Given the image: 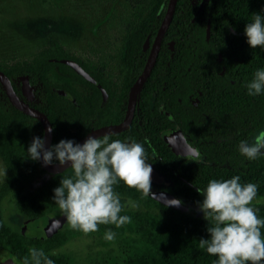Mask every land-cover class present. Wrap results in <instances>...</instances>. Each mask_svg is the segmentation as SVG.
Returning a JSON list of instances; mask_svg holds the SVG:
<instances>
[{
	"label": "trees",
	"instance_id": "1",
	"mask_svg": "<svg viewBox=\"0 0 264 264\" xmlns=\"http://www.w3.org/2000/svg\"><path fill=\"white\" fill-rule=\"evenodd\" d=\"M202 1L204 4L199 10ZM167 2L168 0L145 2L151 9L143 19L140 34L139 7L127 10L123 18L126 61L139 58V41H143L147 34L153 37L156 33L165 14ZM254 14L264 16V0H178L172 21L163 37L159 56L144 85L158 83L165 86L158 90L160 93L170 94L165 96V108L172 113L175 120L172 121V127L165 129L166 132L171 128L181 130L192 144L198 143L202 147L205 136L201 118L205 115L200 112L203 105L201 102L218 99L220 91L232 93V96L224 99L238 101L237 140L235 152L224 154L227 158L224 163L234 164L238 161L241 166L236 167L235 171L240 178L244 172L250 171L253 174V183L264 194V155L250 161L239 151L240 142L246 141L264 125V93L250 96L247 89V84L253 80L255 72L264 69V48L253 49L245 34V27L247 23L253 22ZM208 22L211 24L210 37L206 35ZM169 39L175 40L173 48L168 43ZM219 52L223 55L221 60ZM75 63H79L86 70L94 67L69 51L56 32L45 37L43 45L33 57L0 60V69L9 76L18 96L42 110L51 120L53 139L50 149L61 140H72L77 144L89 131L87 122L78 125L76 118L78 109L82 118H87L86 104L81 103L79 108L76 102L61 93L62 89L75 93L72 79L76 76L89 83L75 68ZM129 66L137 65L129 63ZM142 67L143 63L140 65ZM223 67L226 72L220 75L219 71ZM54 69L64 81L51 78ZM25 75L33 87L32 99H28L23 93ZM221 85H229L231 88L221 89ZM189 107L194 112H189ZM35 137H44L42 122L16 107L0 81V159L5 164L6 171L5 179L0 182V247L6 249L10 255L17 254L23 260L29 256L30 248H36L42 249L54 264H75L74 255L55 251V247L85 235L81 231L66 225L55 235L41 239L30 237L23 229L29 223L36 225L37 220H42L45 215L60 212L54 202V189L61 186L63 176L72 175L70 167L62 171H51L40 159L30 158L28 148ZM208 141L215 143L216 139ZM146 143L156 145L153 137ZM157 144L160 148L167 144L162 135H159ZM213 147L212 150L216 145ZM144 148L149 159L151 154ZM151 148L153 147L150 145L148 149ZM208 155L214 163L219 162V154L213 152ZM163 157L164 161L159 157L154 161L155 167H162V162H166V170L163 171L165 174L166 171L168 173L175 169L181 176H185L183 165L187 158L184 155L170 151ZM54 162L59 161L54 159ZM210 169L215 171V166H210ZM181 176L178 181H172L168 189L177 193L182 202L196 209L195 213H186L166 205L151 195L142 197V193L136 189L119 182L115 191L119 195L133 198L136 204L139 202V208H125L120 213L131 217L130 223L120 228L111 224L100 225L99 231L87 235L105 247L103 256H93L90 262L108 263L112 257L114 260L119 258L124 264H214L218 257L209 255L206 249L199 247L201 239L211 238L208 232L210 222L205 219L204 214H200L203 212L200 204L204 197L196 195L191 202L186 183ZM246 180L241 178L240 182L244 184ZM4 198L10 200L15 210L22 215V227L18 228L6 220ZM255 206L258 217L264 219V203ZM109 229L116 233L112 242L103 238L105 231ZM261 231L264 234V229ZM117 247L121 250L120 257L112 254Z\"/></svg>",
	"mask_w": 264,
	"mask_h": 264
},
{
	"label": "clouds",
	"instance_id": "2",
	"mask_svg": "<svg viewBox=\"0 0 264 264\" xmlns=\"http://www.w3.org/2000/svg\"><path fill=\"white\" fill-rule=\"evenodd\" d=\"M248 44L253 48H264V16L254 14L253 22L245 27ZM248 95L264 93V69H258L253 80L247 84ZM53 131L52 128L48 129ZM45 165L54 159L61 165L71 162V176H63L61 186L54 189V202L66 217L67 225L88 235L99 231L100 225H115L120 228L131 222V217L120 215L125 209L115 186L123 182L127 187L142 193V197L151 194L153 168L146 163L147 153L143 144L132 141L111 140L108 134L100 138L89 137L83 145L72 140H61L51 149H45V141L35 137L28 154L33 160L41 158ZM241 155L255 160L264 155V130L255 136L249 144L241 141ZM188 160L192 152H187ZM199 159L196 153V160ZM240 176L231 179L209 181L206 188L198 191L204 199L200 208L205 219L210 222V239H201L199 247L207 253L217 256L214 264H264V219L257 215L252 206L258 194L255 183L240 182ZM171 205L179 206L182 201L171 200ZM127 205H138L129 200ZM116 233L105 231L104 239L114 241ZM56 253H52L55 255ZM23 264H54V261L42 249L30 248L29 256Z\"/></svg>",
	"mask_w": 264,
	"mask_h": 264
},
{
	"label": "flooded vegetation",
	"instance_id": "3",
	"mask_svg": "<svg viewBox=\"0 0 264 264\" xmlns=\"http://www.w3.org/2000/svg\"><path fill=\"white\" fill-rule=\"evenodd\" d=\"M168 2L165 8V13L167 10ZM147 4L148 3H145V4L139 3V34L142 32L143 19L148 13V11L151 9V6ZM203 4H204V1L201 2L199 6V10L202 8ZM162 6H164V3ZM144 9L146 10L143 11ZM158 14H159V11H158ZM160 25L158 26V29ZM209 25H210V34H211V24L210 22H208L207 27H206L207 37H210V34L208 35L207 33V29ZM158 29L156 33L153 35V37H151L150 34H147V36L145 37L143 41H139V55H138L139 58L137 60H133V59L129 61L125 60L126 38L123 35L122 43H121L119 50L109 53L108 60H105L103 63H98L96 61H89V63L94 65V67H92L91 70H86L83 67L85 71L87 72L88 76L78 70L79 73L83 77L88 79L89 83L85 82L81 77L76 76L72 79V87L75 92L74 94L70 90L62 89L65 91H69L73 95L74 99L68 97L67 95L66 96L72 99L74 102H76L79 108L81 106V103L86 104L87 106V118L86 119L82 118V113L80 112L79 109H78L77 117H76L77 122L79 123L78 125H80L83 122H87L88 124L89 131L83 137H85L89 132L96 130L102 126L118 124L122 122L123 120H125V118L127 117L129 113L130 96H131V90H132L133 84L143 71L145 63L151 52L153 42L158 32ZM146 39H149V45L145 48L144 43ZM139 40H141L140 35H139ZM172 41H174V44H175V40L173 39L168 40L170 47H171ZM162 43H163V38H162L161 45ZM174 44H173V47H174ZM159 51H160V48H159ZM159 51H158L157 58L159 56ZM221 59H223V55L221 52H219V60ZM129 63L131 65L136 64L137 66L136 67L129 66ZM142 63H143V67L140 68V65H142ZM225 72H226V68L223 67L219 71V74L224 75ZM160 88H165V86L160 85L158 83H154V84L151 83V84L143 85L141 90L137 92L136 103L133 109L132 118H131L129 125L125 127L123 130L109 132L106 134H108L110 138H113L115 140L118 139V140H121L122 142L131 143L134 140L137 143L143 144V146L147 148L148 153L151 154L149 159L146 161V163L150 164L153 168L151 191L162 189V190L169 191L177 195L180 198V196L177 193L172 192L168 189V186L171 184L172 181H175V180L178 181L180 179V176H181L180 173L176 172L175 169H172V170H169L168 173L166 171V174H165V172L163 171L166 170L165 168L167 165L166 162H162L161 164L162 167L158 168L154 166V161H156L158 157L159 159L164 161V157H163L164 154L170 153V151H174L170 147L167 141V137L170 133L177 131V129L175 128L173 129L171 128L167 132L165 130L168 127L169 128L172 127L171 124H172V121L175 120V118L172 115V113L165 108V105H166L165 96H168L170 94L160 93L158 91ZM220 88L229 89L231 88V86L221 85ZM62 90H61V93H62ZM24 95L28 99H32L33 98V87H32V97L31 98L28 97L26 94ZM230 95L232 96V93H230L229 91L227 92L220 91L218 99L205 100L201 102L203 105H202V108L200 109V112L203 115H205L201 118L203 119V123H204V126H203V134L205 136L203 138L204 147H202L198 143L192 144L190 140L188 139L187 135H185L183 131L178 130L184 134L186 141L190 144V146L195 148L196 153H198L199 155V159L196 161H195L196 156L192 157V159L194 160H188V156L184 155L187 158V161L183 165V167L185 168V176H181V178L186 183V191H187V194L191 202H192L191 199H195L196 195L198 197L203 196L198 191V189L206 188L210 180L212 179L226 180V179H231L232 177L237 176V175L239 176V174L235 171L236 167L241 166L238 163V161H235L236 163L234 164L224 163L225 160L227 161V158L224 154L225 153L232 154L235 152V140H237L236 133L238 131V125H237L238 101H236V99L235 100L234 99H224L225 97H228ZM188 110L191 113L194 112L192 107H189ZM51 125H52V122H51ZM43 128H44V125H43ZM52 129H53V125H52ZM262 130H264V125L258 131H256L253 135L249 136L246 139V141L249 144L254 142L255 136L258 135L259 132ZM103 135L105 134L98 135L95 138H100ZM159 135H162L163 139L167 142V144L163 145V148H160L159 144H157V141H159ZM151 137H153L154 140L156 141V145L153 143H150V144L146 143ZM213 138L216 139L215 143L208 141V139L212 140ZM214 144L216 145V147L214 150H212V148H214L213 147ZM150 145L153 148L148 149ZM213 152L220 155V158L218 160L219 162L214 163V161L208 157L209 156L208 154H212ZM1 162H2V168H1L2 173H0L1 174L0 182H2L6 176L5 164L3 163L2 160ZM210 166H215V171H212L210 169ZM241 178L243 180L247 179L246 180L247 182L245 181V183H253V174L250 171L244 172L241 175ZM119 196H122V195H119ZM125 197L128 199V201L131 200L135 202L133 198H130L128 196H125ZM6 201L7 200L5 199L4 202ZM261 203H264V194L259 190L257 197L252 203V206L256 208L255 205H258ZM184 204L191 207L188 203H184ZM137 205H138L137 208H139V202ZM129 207L130 206H127L125 208H129ZM199 212H196V214H198ZM200 214H204V213L202 212ZM42 221H43V218L42 220H37V223L35 226H37L38 223ZM65 226H63V228ZM64 245L65 244L55 247V251H60L61 248L64 247ZM1 249L3 248L0 247V250ZM64 252H68V251H64ZM6 254L10 255L7 253V251H6Z\"/></svg>",
	"mask_w": 264,
	"mask_h": 264
},
{
	"label": "rangeland",
	"instance_id": "4",
	"mask_svg": "<svg viewBox=\"0 0 264 264\" xmlns=\"http://www.w3.org/2000/svg\"><path fill=\"white\" fill-rule=\"evenodd\" d=\"M146 0H0V60L31 58L43 45L45 37L56 32L62 44L83 60L103 63L108 54L118 51L125 31L123 22L127 10L139 7ZM51 78L62 80L51 72ZM2 162L0 160V173ZM1 175V174H0ZM127 207L128 199L120 196ZM6 220L20 228L23 217L14 210L10 200L4 202ZM21 225H20V224ZM35 224L24 225L25 232L35 229ZM60 251L71 252L75 264H92L90 258L102 257L105 247L92 236L83 235L67 242ZM113 256L120 257L116 248ZM114 258V257H113ZM99 264H124L114 260Z\"/></svg>",
	"mask_w": 264,
	"mask_h": 264
},
{
	"label": "water",
	"instance_id": "5",
	"mask_svg": "<svg viewBox=\"0 0 264 264\" xmlns=\"http://www.w3.org/2000/svg\"><path fill=\"white\" fill-rule=\"evenodd\" d=\"M178 0H169L167 10L165 13V16L161 22V25L158 29V32L155 36L153 46L151 49V52L148 56V59L145 63V66L143 68L142 73L139 75V77L135 80L132 90H131V96H130V106H129V113L125 120L118 124H111V125H106L102 126L96 130H93L89 132L85 137H83L78 144L83 145L85 141L91 136V137H97L98 135L101 134H106L109 132H115V131H120L123 130L125 127H127L131 121L132 118V113L133 109L136 103V96L137 92L141 90L142 86L144 85L145 81L147 80L155 62L157 59L158 51L162 42V38L173 18V14L176 8ZM208 35L210 34V25L208 26L207 29ZM174 41L171 42V48H173ZM149 45V39H146L144 43V47L146 48ZM75 68L82 72L83 74L87 75V72L85 69L79 64L75 63L74 64ZM0 81L2 85L4 86L5 91L7 92L8 97L10 98L11 102L18 107L19 109L25 111L26 113L33 115L37 117L44 125V141H45V149H50L51 141L53 138V131L49 132L48 129L52 128L51 122L48 118V116L41 111L40 109L31 106L28 104L26 101L22 100L18 94L17 91L15 90L13 84L11 83V80L9 76L0 69ZM23 92L26 94L28 97H32V86L31 83L29 82L28 77L25 75L23 76ZM62 93L67 95L68 97L74 99L73 95L69 91L62 90ZM167 141L170 145V147L177 153L181 155L187 156V152L191 151L193 156H196V151L195 148L190 146V144L186 141L184 134L181 131H174L170 133L167 137ZM41 163L49 170L51 171H62L69 166H71V162L66 163L65 165H61L59 162H54L49 165H45L43 161V151H41ZM151 195L161 201L162 203L172 206L177 209H181L182 211L186 213H195V210L188 205L184 204L183 202L179 205H171L169 202L174 199L180 200V198L166 190H153L151 191ZM181 201V200H180ZM67 223L66 217L63 216L61 212L59 213H54V214H49L45 215L43 217V221L39 222L38 225L35 227L33 231L28 232V235L30 237L34 238H41L45 239L47 237L53 236L55 233H57L59 230L63 228ZM0 264H23V259H21L17 254H11L7 255L6 254V249H1L0 250Z\"/></svg>",
	"mask_w": 264,
	"mask_h": 264
}]
</instances>
